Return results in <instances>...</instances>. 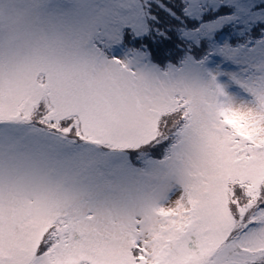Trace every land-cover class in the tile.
<instances>
[{
  "label": "snow or ice",
  "instance_id": "1",
  "mask_svg": "<svg viewBox=\"0 0 264 264\" xmlns=\"http://www.w3.org/2000/svg\"><path fill=\"white\" fill-rule=\"evenodd\" d=\"M0 264H264V0H0Z\"/></svg>",
  "mask_w": 264,
  "mask_h": 264
}]
</instances>
